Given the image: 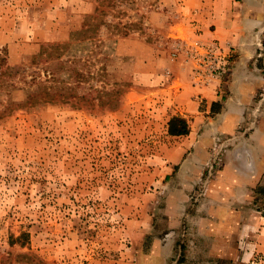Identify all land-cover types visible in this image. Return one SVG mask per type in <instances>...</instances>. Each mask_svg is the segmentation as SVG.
Listing matches in <instances>:
<instances>
[{"label":"rangeland","instance_id":"374dc122","mask_svg":"<svg viewBox=\"0 0 264 264\" xmlns=\"http://www.w3.org/2000/svg\"><path fill=\"white\" fill-rule=\"evenodd\" d=\"M185 2L0 0V264H264V180L211 188L202 127L168 134Z\"/></svg>","mask_w":264,"mask_h":264},{"label":"crops","instance_id":"0c3cea01","mask_svg":"<svg viewBox=\"0 0 264 264\" xmlns=\"http://www.w3.org/2000/svg\"><path fill=\"white\" fill-rule=\"evenodd\" d=\"M184 11L190 38L202 32L233 52L226 81L200 88L191 78L181 92L180 114L202 133L180 172L213 175L220 160L211 188L255 189L264 180V0H186Z\"/></svg>","mask_w":264,"mask_h":264},{"label":"built area","instance_id":"2783aa9c","mask_svg":"<svg viewBox=\"0 0 264 264\" xmlns=\"http://www.w3.org/2000/svg\"><path fill=\"white\" fill-rule=\"evenodd\" d=\"M187 50L192 63V80L194 85L209 86L222 84L230 72V59L233 48L218 41L202 37L201 32L187 42Z\"/></svg>","mask_w":264,"mask_h":264},{"label":"trees","instance_id":"16d2710c","mask_svg":"<svg viewBox=\"0 0 264 264\" xmlns=\"http://www.w3.org/2000/svg\"><path fill=\"white\" fill-rule=\"evenodd\" d=\"M43 90V89H42ZM188 121L181 116H173L168 122V134L173 137L187 136L190 133Z\"/></svg>","mask_w":264,"mask_h":264}]
</instances>
